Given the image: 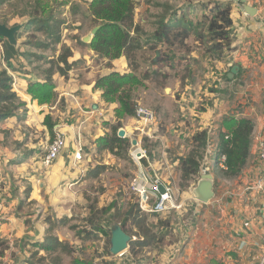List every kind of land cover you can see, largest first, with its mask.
Wrapping results in <instances>:
<instances>
[{
    "label": "rangeland",
    "instance_id": "374dc122",
    "mask_svg": "<svg viewBox=\"0 0 264 264\" xmlns=\"http://www.w3.org/2000/svg\"><path fill=\"white\" fill-rule=\"evenodd\" d=\"M90 1L4 0L0 3V23L7 26L25 25L32 14H35L37 2L45 5L44 12L38 10L39 15L45 16L51 11L54 17L62 21L61 43L55 45L54 49L37 48L34 43L44 40L45 35L30 28H20L15 34V44H10L5 38L0 40V70L5 69L11 76L12 88L17 95L23 87L27 93L26 89L30 82L43 81V70L48 66L45 60L56 57L63 45L72 50L69 61H76L67 78L58 74L53 76L54 87L59 88H55V91L53 88L54 96L46 102L48 106H44L40 111L48 109L44 117L39 116L36 120L33 118L35 114L27 111L24 120L16 118L4 120L3 123H7L9 129L1 135L2 142L9 148L14 147L17 150L26 142L40 143V148L27 150V147H24L23 152L27 155L34 152L42 157L45 145L55 137V126L64 122L79 127L80 120H85L89 116L81 132L82 140L87 141L88 147L85 150L87 164L84 162L82 172L79 171L78 176L75 174L69 178L62 176L56 180L52 172L55 165L43 167L39 163L40 168L36 171L44 174L37 177V185L42 184L41 187L45 191L43 198L46 204L42 218L46 229L48 223L45 220L49 218L54 224L51 233L65 242L71 251L45 254L43 251H37L35 243L38 241H35L30 245L25 263L53 264L52 257L58 255L59 264H158L159 259L154 256L155 253L161 251L164 245L177 242L178 232L185 235V239L191 232L189 228L192 225H184L180 222V217L181 220L191 217L192 220L189 221L192 224L195 214L191 190L200 175L202 173L212 175L215 195L223 194L224 189L229 186L228 181L231 180L215 162L214 142L217 141V134L207 135V147L201 152L200 166L204 171L200 175L183 180L180 162L177 163V159L181 161L190 151L192 135L190 132L180 134L173 130L190 127L192 119L198 120L194 114L208 110L212 101L209 99L210 96L204 93L206 91L214 92L215 96L224 102L227 100L233 102L234 112L241 103L232 91L219 85L228 81L225 72L218 67V62L226 63L228 52L223 53L219 60L212 59L206 53L210 45L206 30L204 38L197 39L191 35L185 40V44L174 41L172 45L156 46L149 39L158 21L163 17L168 18L173 12H177V15L183 13L185 18L191 19L195 24L204 22L207 27L213 17L211 9L215 2L227 4L231 3V0H133V19L140 29L138 36L143 46L135 53L132 59L134 63L131 64L123 55L116 58L98 56L89 46L90 41L84 40L87 36L91 37L92 29L98 26L89 11ZM155 51H158V56H155ZM38 55L43 58H38ZM155 57L156 61H153ZM133 67L136 68L134 72L131 70ZM112 71L134 74L135 82L127 83L125 89L129 92L134 107L142 105L154 111L156 125L145 124L134 115L125 114L117 101H106L101 97L102 90L94 88L95 80ZM182 93L187 95L183 97ZM91 103H96L98 109L92 110ZM51 105L54 107L53 110L49 108ZM79 105L82 110H79ZM68 107L73 109H69L68 117L65 119L61 113ZM17 112L21 113L22 110L19 109ZM46 115L49 119L44 122ZM118 123L120 125L118 129L125 130V137L130 141L129 146L125 151H121V156L112 155L108 151H97L96 143L105 135L111 134L112 127H117ZM167 130L172 132L167 134ZM133 140L136 141L135 144H132ZM138 145L146 149L151 159L159 162L164 159L170 161V164H157L167 167L166 175L174 187L175 204L184 203V198L189 197V201H185L187 204H182L178 209L172 208L166 214L140 211L136 196L129 188L137 165L142 161H138L136 155ZM70 147L72 149V144ZM69 161L70 159L67 160L66 166L67 164L69 166ZM95 165H103L104 171L96 177L88 175V169ZM214 198L215 196L212 199ZM112 201L115 202V206L104 212L102 209L108 207ZM40 212L42 213L41 210ZM136 217L144 222V226L134 227ZM170 220L173 221V225L170 224ZM113 224H118L122 230L125 229L130 241H135L131 248L129 241L124 252L117 255L110 253L109 227ZM5 248L4 242L3 245L0 244V254ZM180 250L182 249L179 248ZM41 257L43 260H40Z\"/></svg>",
    "mask_w": 264,
    "mask_h": 264
},
{
    "label": "crops",
    "instance_id": "0c3cea01",
    "mask_svg": "<svg viewBox=\"0 0 264 264\" xmlns=\"http://www.w3.org/2000/svg\"><path fill=\"white\" fill-rule=\"evenodd\" d=\"M243 4L254 7L256 13L253 16L248 15L242 8ZM231 6V50L226 55V63L218 62V67H221L225 75L233 66H237L238 71L227 83L219 85L232 91L241 105L234 112L233 102L229 100L224 102L215 96L214 92L206 91L204 93L210 96L209 99L212 101L208 110L194 114L198 120L192 119L190 127L176 128L177 130L174 129L173 132L180 134L190 132L193 135L197 131L206 130L207 135H218L220 131L228 132L231 123L234 125L238 119L249 118L254 123L249 156L241 172L233 179L230 178L229 186L224 189L223 194L214 195L215 198L208 203L193 200L195 215L192 224L189 221L192 220L191 217L181 220L182 215L179 216L180 222L184 225H192L189 228L191 232L186 239L185 235L178 232L177 242L168 243L161 251L155 253L154 256L159 259L158 264H259L261 261L264 264V188L261 190L256 186V181L264 176V163L256 157L258 140L264 134V0H231ZM22 80L27 83L25 79ZM215 87L218 88L217 85ZM55 88L59 86L54 87V91ZM24 89L23 87L19 91L18 96L26 103L27 111L35 114L33 118L36 120L39 116L43 118L48 109L40 111L48 104H38L36 100L30 99V95L25 93ZM185 95L187 94L182 93L183 97ZM94 104L97 105L91 103V109L97 110L98 105L96 109L92 108ZM49 108L54 109L52 105ZM71 108L73 109L68 107L61 113L63 118L68 117ZM81 108L79 105V110H82ZM88 118L89 116L85 120H80L79 127L64 122L55 126V131L62 132L67 139V146L50 165V167L55 165L52 172L56 180L62 176L65 178L74 174L78 176V172L81 173L83 170L84 162L87 164L85 161L87 141L82 140L81 132ZM155 123L156 116L151 124ZM7 126V123L0 122V242L6 244V248L0 254V264H26L30 245L35 241L40 242L45 235L46 224L42 218L46 204L43 198L45 191L41 187L42 184L37 185V177L44 174L36 173L40 168L38 164L41 166L43 164L41 156L37 153L27 155L23 152L24 147H27V150L40 148V143L26 142L17 150L14 147L9 148L2 142L1 135L9 129ZM154 131L153 126L152 132ZM166 132L168 134L172 131ZM20 141L22 142L21 136ZM214 143L216 145L217 141ZM78 144H82L84 155L82 160L75 161L73 155ZM151 158L146 151V158L137 165L136 171L146 169L156 173L174 191L166 175L167 167L158 165L170 164V161L164 159L159 162ZM69 159L70 167L68 164L66 166ZM179 162L181 161L178 158L177 163ZM202 170L200 166L199 174ZM185 201H189V197H185L184 203L178 205L181 207L182 204H187ZM170 224L173 225L172 220ZM179 248L182 250L179 251Z\"/></svg>",
    "mask_w": 264,
    "mask_h": 264
},
{
    "label": "trees",
    "instance_id": "16d2710c",
    "mask_svg": "<svg viewBox=\"0 0 264 264\" xmlns=\"http://www.w3.org/2000/svg\"><path fill=\"white\" fill-rule=\"evenodd\" d=\"M4 0H0L2 3ZM42 7V8H41ZM45 5L37 2L34 9L35 14H32L25 25L21 28L33 29L42 32L45 35L44 40H38L34 44L37 48L47 50L54 49L55 45L61 43V25L62 21L53 16L49 11L45 16H41L38 10L44 12ZM190 8V7H189ZM134 4L133 0H91L89 3V11L98 25V29L90 40V47L100 57L116 58L120 55L125 56L128 63H134L133 57L140 50L143 43L139 40V28L134 23L133 19ZM231 3L223 4L215 2L211 11L213 17L209 20L208 25L204 22L193 23L191 19L185 18L183 13L173 12L168 18L163 17L158 21L156 29L150 36L149 41L153 44H168L172 45L174 41L180 44H185V40L191 35L197 39L205 37L204 30L209 35L210 45L206 49V53L212 59L219 60L222 54L231 50L232 38L231 34ZM205 17V15H202ZM4 24V23H3ZM133 33V34H131ZM2 40V37H0ZM154 46V47H156ZM153 47V48H154ZM39 56V55H38ZM72 56V50L68 46H62L59 54L51 59L45 60L48 66L43 70V81L30 82L27 86V93L31 95L33 100L38 104H46L54 96L53 75L58 74L67 78L69 71L74 69L76 61H69ZM38 58H43L39 56ZM133 72L135 67L131 69ZM227 80H231L227 78ZM136 77L131 74H120L112 71L107 75L101 76L95 80L94 88L101 89V97L106 101H117L122 111L127 115H134V103L131 100L129 92L125 89L127 83L135 82ZM22 112L18 113L17 110ZM27 115L26 103L22 101L12 88V78L5 69L0 70V122L9 118L24 120ZM49 116L46 115L44 122H47ZM119 123L117 127H112V132L105 135L97 142V151H108L112 155L121 156V151H125L129 146L130 141L124 137L117 136ZM254 123L249 118H240L232 125L228 132H219L217 135V152H222L226 156V169L223 170L227 178L237 176L246 164L249 156L251 144V135ZM225 136H227L225 138ZM207 147V131H197L191 138V149L188 154L180 162L181 178L190 179V177L200 175V159L201 152ZM103 165H95L88 169L87 174L93 177L98 176L104 171ZM115 206L112 201L108 207L102 209L108 212ZM48 223L43 239L35 243L37 251H43L45 254L54 252L69 253L71 248L54 236L51 231L54 224L49 218L45 220ZM133 223V222H132ZM134 227L144 226L142 220L136 219L133 223ZM123 227V226H122ZM125 230V229H124ZM126 231V230H125ZM103 232V231H102ZM127 232V231H126ZM135 243L131 240L129 248ZM3 245V242H0ZM43 260V257L40 258ZM58 255L52 257L53 264H59ZM31 264H42L34 262Z\"/></svg>",
    "mask_w": 264,
    "mask_h": 264
},
{
    "label": "built area",
    "instance_id": "2783aa9c",
    "mask_svg": "<svg viewBox=\"0 0 264 264\" xmlns=\"http://www.w3.org/2000/svg\"><path fill=\"white\" fill-rule=\"evenodd\" d=\"M134 116L146 124H151L155 120L154 111L142 105L135 106ZM226 137L227 136H225V138ZM65 146V135L60 131H55V137L53 140L44 147V154L41 157L43 166H50L55 161V159H57L58 155L64 150ZM83 152L82 144H78L77 149L74 150L73 159L75 161L82 160V156L84 155ZM256 152L257 159L264 163V134L261 135L258 140ZM136 155L138 161L146 158V151L141 147V145H138ZM225 160V154L222 152H217L216 149L215 162L222 170L226 169ZM203 171L204 170H202V172ZM256 186L261 190L264 188V176L256 181ZM160 187L164 189L163 192H160ZM129 188L136 196L138 207L142 212L163 214L167 213L172 208L176 209L180 207V205L175 204L174 191L171 186L168 183H164L159 175L146 169H139L135 172L129 183ZM259 264H262V261Z\"/></svg>",
    "mask_w": 264,
    "mask_h": 264
},
{
    "label": "water",
    "instance_id": "95a60500",
    "mask_svg": "<svg viewBox=\"0 0 264 264\" xmlns=\"http://www.w3.org/2000/svg\"><path fill=\"white\" fill-rule=\"evenodd\" d=\"M243 10L250 16H253L256 13L254 7L243 4ZM21 25L7 26L6 24L0 23V37L5 38L9 41L10 44H15V34L20 30ZM98 26L94 27L91 31V37L87 36L84 38L86 42L90 41L92 36L95 34ZM155 56H158V51H155ZM156 61V57L153 59ZM238 71L237 66H233L230 71L227 73V78L231 79L234 74ZM93 109L97 108V105L92 106ZM126 135L125 130L120 128L117 131V136L119 138H124ZM136 141L133 140L132 144H135ZM160 192H163L164 189L160 187ZM191 195L194 200L201 203H208L214 197V179L209 173H202L200 178L197 180L196 185L191 190ZM110 253L112 255H117L128 247L130 241V236L122 230L118 224H113L110 227Z\"/></svg>",
    "mask_w": 264,
    "mask_h": 264
}]
</instances>
